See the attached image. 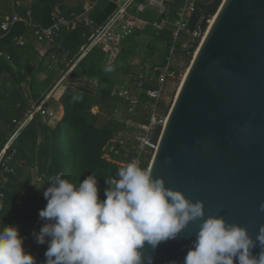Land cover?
<instances>
[{"label":"water","instance_id":"water-1","mask_svg":"<svg viewBox=\"0 0 264 264\" xmlns=\"http://www.w3.org/2000/svg\"><path fill=\"white\" fill-rule=\"evenodd\" d=\"M149 171L191 202H203L205 219L223 217L255 240L264 226V0H223L178 90ZM199 223L144 253L154 255V264H183ZM45 259L39 252L38 261Z\"/></svg>","mask_w":264,"mask_h":264},{"label":"trees","instance_id":"trees-1","mask_svg":"<svg viewBox=\"0 0 264 264\" xmlns=\"http://www.w3.org/2000/svg\"><path fill=\"white\" fill-rule=\"evenodd\" d=\"M136 1L144 3L145 0ZM12 2H24V7L19 8L17 4L16 12H11ZM58 2L59 0H0V151L44 98V94H39L32 102L26 89L27 85H31L30 92L39 89L35 80L36 70L31 74L26 71L28 65L36 62L39 68L45 62L43 57L32 54L39 42L34 38L33 30L24 24H16L8 32H4L1 29L4 17L12 13L23 15L32 11L34 21L48 27L56 15L85 13L65 12L62 9L59 13H54ZM181 2L172 4L174 8L171 10V20H174ZM222 2L223 0H211L201 4L193 14L191 29L199 21H202L205 29L208 28ZM116 11L115 5L108 4L106 9L98 8L91 13L90 18L98 26L96 31L80 26L74 30H64L54 46L39 44L46 47L48 55L70 51L74 57L70 62L72 66ZM162 31L159 37L164 41L167 53L173 44V21ZM22 38L28 39L25 46L18 44ZM197 47L198 45L187 52V55L194 54ZM8 56L11 57L12 64L8 62ZM104 56L95 47L77 67L80 74L98 81L97 99L83 93L70 94L63 104L64 116L55 128H50L41 118L35 117L23 128L9 150V155L14 150L16 154L11 163L14 171L6 172L0 178V191L4 194L1 199L3 210L0 212V228L4 225L16 226L22 234L31 237L33 231L38 233L44 223L40 222L38 213L47 203L43 191L56 175L78 185L93 174L98 179L99 197L101 200L105 199V180L110 181L117 176L118 170L133 154L138 126L147 123L150 115L152 101L148 93L156 89L155 79L159 72L155 69L148 76L138 78L130 93L131 99L137 100L138 104L131 112L130 101L114 95L116 84L99 65ZM165 62L166 57L160 67ZM94 106L100 107L97 115L92 112ZM37 178H41V181ZM2 179L6 181L2 182ZM36 225H39L38 229ZM33 249L44 255L47 245H38Z\"/></svg>","mask_w":264,"mask_h":264},{"label":"clouds","instance_id":"clouds-1","mask_svg":"<svg viewBox=\"0 0 264 264\" xmlns=\"http://www.w3.org/2000/svg\"><path fill=\"white\" fill-rule=\"evenodd\" d=\"M117 177L105 180L103 200L93 174L78 185L61 175L51 178L43 191L47 203L38 213L44 223L32 233L38 245H47L44 264H154L145 247L155 252L197 221L183 264H264V226L253 240L223 217L205 219L203 202H191L136 163L120 168ZM256 247L260 251L253 255ZM0 264H37L16 226L0 228Z\"/></svg>","mask_w":264,"mask_h":264},{"label":"crops","instance_id":"crops-1","mask_svg":"<svg viewBox=\"0 0 264 264\" xmlns=\"http://www.w3.org/2000/svg\"><path fill=\"white\" fill-rule=\"evenodd\" d=\"M193 1L195 10V0ZM176 2H181V0H145L144 3L136 0H59L55 5L54 13H59V10L62 9L65 12H85L91 16V13L98 8L103 10L108 4L115 5L117 11L104 28L111 24L116 16L118 17L115 20H121L118 25L120 27L115 28L112 32H110L111 30L105 31L96 37L72 66H70V62L74 57L70 51L64 50L61 54L48 55L46 47L41 45L43 43L35 45L32 54L35 53L39 58L43 57L45 62L39 68L31 64L35 66V80L39 89L30 92L31 85H27L26 89L30 93L32 102L35 101V97L44 94L43 100L36 108L41 107L46 111V114H39L37 117L47 123L50 128H55L64 116L63 104L70 94L83 93L93 99L99 97L98 81L77 71L78 65L95 47L105 54L99 65L115 82L114 95L121 98L123 96L124 98L131 97L130 93L133 92V86L138 82V78L148 76L152 71L160 68L165 57L168 56L169 52L165 51L166 45L159 37L163 31H159L158 27L163 19L168 20V25L174 21L171 20V10L174 8L172 4ZM17 4L19 8L24 7V2H12L11 12H16ZM180 4L181 8L183 0ZM106 34H109L107 40L104 39ZM45 55L48 56L45 57ZM34 59L38 60V58ZM99 111V106L92 108L94 115H97Z\"/></svg>","mask_w":264,"mask_h":264},{"label":"built area","instance_id":"built-area-1","mask_svg":"<svg viewBox=\"0 0 264 264\" xmlns=\"http://www.w3.org/2000/svg\"><path fill=\"white\" fill-rule=\"evenodd\" d=\"M193 8V0H183L181 8L176 13V17L173 21V44L169 50L164 66L156 69V72H159L157 78L155 79L156 89L148 93L152 101L148 121L147 123L138 126V131L136 132L135 136L136 145L134 147L133 154L128 158L126 164L123 165V167L132 162L136 163L143 169L150 170L151 162L158 148L159 140L169 115L167 114L166 110L167 102L165 94L167 86L170 81L178 80L181 76L179 71L174 68L172 62L173 57L177 53V44L181 41L183 36H187L196 41H201L204 39L207 33V28H204L202 21H199L196 24V27L191 29V13L194 11ZM16 24H24L26 27L33 30L34 38L39 43H43L48 47L56 45L57 39L64 30L70 31L77 29L80 26H85L92 31H96L98 29L97 24L87 13H73L70 16L56 15L53 18L52 24L50 26L43 27L34 21L32 11H27L23 15L18 13L6 15L1 25V29L4 32H8L10 28ZM111 24H109L106 28H103L97 37L103 34L105 31L111 30ZM167 25L168 20L163 19L158 27V30L162 31ZM27 43V38H22L18 41L20 46H25ZM7 60L10 64L13 63L11 57L8 56ZM36 64L37 63L35 62L34 65ZM126 99L130 101L132 105L131 112H133L135 110V106L138 104V101L131 99V97H127ZM39 114L45 115L46 111L41 109V107L34 109L26 123H24L19 129L15 131L4 148L0 151V178L3 177L4 173H12L14 171L11 168V163L14 155L16 154V150H14L10 155L8 152L11 149L13 142L18 136L19 132L30 120L34 119ZM114 178L118 179L117 176L112 177V179ZM37 180L41 181V178H37ZM5 181L6 180L2 179V182ZM3 197L4 194L0 191V212L3 210V204L1 202ZM41 221L42 220H40V222ZM20 235L24 237V248L26 252L32 254L36 258L37 264H41L38 261L39 252L33 249V247L38 246V244L35 242V239L28 234H22L21 231Z\"/></svg>","mask_w":264,"mask_h":264},{"label":"rangeland","instance_id":"rangeland-1","mask_svg":"<svg viewBox=\"0 0 264 264\" xmlns=\"http://www.w3.org/2000/svg\"><path fill=\"white\" fill-rule=\"evenodd\" d=\"M210 1L211 0H195V10L198 9L201 4L206 3V2H210ZM195 10H194V12H195ZM194 12H193V14H194ZM193 14H192V18H193ZM117 17L118 16H116V18ZM115 19L113 20V22L111 24L112 29L110 32H112L115 28L120 27L118 25H120L121 20L120 19L115 20ZM209 26H208V28H209ZM208 28H207V30H208ZM108 38H109V34H106L104 39L107 40ZM201 42H202V40L196 41V40H193L189 37L185 38V36H183L181 41L177 44V53L173 57L172 62H173L174 68L179 71L181 76L178 80L170 81L168 86H167V90H166V94H165L166 95V102H167L166 109L168 108L167 114H169V112H170V110L174 104V101H175L176 95L178 93V90L181 86V83H182V81H183V79L187 73V70L189 69V66L191 65V62L194 58V55H195L197 49L199 48ZM183 45H185V47H183ZM196 45H198V47H197L195 53L192 54L191 56L187 55V52H189L191 49L195 48Z\"/></svg>","mask_w":264,"mask_h":264},{"label":"bare ground","instance_id":"bare-ground-1","mask_svg":"<svg viewBox=\"0 0 264 264\" xmlns=\"http://www.w3.org/2000/svg\"><path fill=\"white\" fill-rule=\"evenodd\" d=\"M188 71V70H187ZM182 84V83H181Z\"/></svg>","mask_w":264,"mask_h":264}]
</instances>
